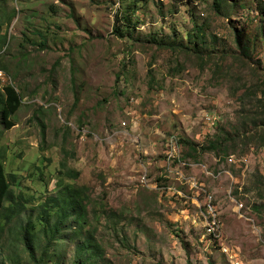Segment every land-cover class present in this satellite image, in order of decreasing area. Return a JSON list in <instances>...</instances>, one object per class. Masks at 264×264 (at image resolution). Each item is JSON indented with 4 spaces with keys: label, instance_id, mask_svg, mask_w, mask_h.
<instances>
[{
    "label": "rangeland",
    "instance_id": "1",
    "mask_svg": "<svg viewBox=\"0 0 264 264\" xmlns=\"http://www.w3.org/2000/svg\"><path fill=\"white\" fill-rule=\"evenodd\" d=\"M235 1L237 18L223 19L214 0H139L127 21L134 0H0L7 35L1 83L22 99L9 118L14 126L0 127V161L14 195L28 203L11 224L15 231L2 236L0 264H35L17 234L28 226L37 231L61 181L88 189V213L75 246L53 264H71L87 237L101 252L92 264H264V147L256 142L264 107L246 95L257 79L235 69L222 79L213 65L219 56L202 67L193 54L150 42L152 34L172 39L174 29L185 44L202 25L208 46L232 49L229 26L241 37L264 29L256 10L264 0ZM253 57L251 68L259 55ZM231 131L229 158L207 151L198 162L185 161L188 149L179 142L190 166L176 161L169 168L164 144L171 136L199 151ZM67 169L79 177L68 179ZM202 190L213 197L215 237L206 231ZM45 246L41 237L32 243L35 259Z\"/></svg>",
    "mask_w": 264,
    "mask_h": 264
},
{
    "label": "trees",
    "instance_id": "2",
    "mask_svg": "<svg viewBox=\"0 0 264 264\" xmlns=\"http://www.w3.org/2000/svg\"><path fill=\"white\" fill-rule=\"evenodd\" d=\"M191 1L194 2L201 0ZM137 2H139V0H134L132 4L126 6V12H124L126 13L124 17L125 20L133 21L131 17L136 14V8L133 9L131 6L136 7ZM236 2L237 1L233 3L230 2V0H214L213 6L216 11H218L217 15L220 16V18H229L234 15L233 17L236 19L238 14L234 9L239 6ZM242 5L244 7L246 6L245 3ZM220 7H224L223 12H220ZM247 9L249 10L250 7ZM256 10L258 11L260 20L264 22V20H262V17H264L263 1L258 3ZM263 30V26L259 27L256 34L252 37L243 31L244 35L241 37V31H236V28L229 26L228 33L231 35V42L234 46L232 49L224 47L220 49L213 45L208 46L206 38L209 28L202 25L195 26L187 33L188 41L185 44L176 41L178 37L174 29L172 39H158V37H155L156 34H152L150 35V42L157 44L161 49L181 50V52H184L185 54H193L202 67L206 65V61H210L211 58L219 56L217 60H220V62H215L213 64L214 68L217 65L219 70L214 71H219L222 79L232 78L233 69L237 70L238 73L236 74L239 75L240 73L242 77L243 75H247L254 80L257 79L258 82L252 84L253 86L247 89L246 95H251L253 96V99H258L264 107ZM115 32L122 38L125 36V34L120 32L119 28H117ZM6 36L7 35L2 34L0 30V48L6 43ZM214 41H217L215 36ZM237 50L240 51V56L235 55ZM254 55H259V57L255 59V67L251 68L248 64L250 63V59L254 60ZM2 68V70H6L5 67ZM238 99L240 100V98ZM21 103L22 99L19 97L16 88L11 85L3 86L0 80V127L3 130H9L14 126L9 118L16 113ZM260 118V122L264 126V113ZM235 129L236 128H234V130ZM224 134V137L216 136L215 140L209 141L206 145H201L199 151L197 150V144H192L189 147L186 144V140L179 138V142L185 144L188 149V152L183 155V159L195 163L198 162L202 154L207 151L216 152L217 155H220L219 160L229 158L230 154L228 153L229 149L227 148V145L236 144L234 141L235 137H233L232 131L231 133L224 132ZM247 140L254 141V137L251 136L250 138H247ZM241 142L245 141L242 140ZM256 142L259 146L264 147V135ZM62 167L65 168V164H62ZM63 175L68 179L75 180L80 174L75 170L67 169ZM156 181L157 183L159 182L158 184L160 186L165 187L167 179L159 176ZM58 185H60V190L57 196L51 197L48 200L47 205H49V208L47 209V205H45L41 210V216H39V218L41 217L42 219L41 221H38L39 224L36 225L37 231H32L35 230V227L28 226L22 236L17 234V239L19 238L23 245H25V250L29 252L30 260L35 264H53L55 261L60 260L62 252L66 251L71 246H75V241L80 238V231L83 229L84 223L87 221L86 218L88 212L86 202L88 201V189L83 185L67 184L63 181L59 182ZM27 206V201L24 200L20 202L14 195L11 185L6 178L3 163L0 161V214L5 211V215L0 216V220L2 219V222H0V242L4 233L11 227L13 220L22 216L26 212ZM12 229L15 231L14 228ZM40 237L46 241V246L40 250L38 259H35L31 245L33 242L40 239ZM100 254V249L98 251V247L94 241H91L90 237L83 238L82 243L76 245L74 249V256L72 257L71 264H92V260H94V258H99Z\"/></svg>",
    "mask_w": 264,
    "mask_h": 264
},
{
    "label": "built area",
    "instance_id": "3",
    "mask_svg": "<svg viewBox=\"0 0 264 264\" xmlns=\"http://www.w3.org/2000/svg\"><path fill=\"white\" fill-rule=\"evenodd\" d=\"M164 152L166 155V161L168 162V166L171 169L170 165L173 166L176 161L177 166H190L189 163L183 162L180 158V144L178 142V139L176 136H171L166 140V143L164 144ZM229 163L232 162V159H229ZM172 171V169H171ZM176 173H179V170L176 169ZM144 181H146V178L144 177ZM190 183L195 184L194 179L189 180ZM203 194L205 195L207 202L205 208V212L208 213L207 220H206V231L209 235L212 236H218L219 235V224L216 216V212L214 210V204H213V197L211 193L207 192L206 190H202ZM242 208V204L239 206Z\"/></svg>",
    "mask_w": 264,
    "mask_h": 264
},
{
    "label": "clouds",
    "instance_id": "4",
    "mask_svg": "<svg viewBox=\"0 0 264 264\" xmlns=\"http://www.w3.org/2000/svg\"><path fill=\"white\" fill-rule=\"evenodd\" d=\"M4 76H5V74L3 73V71L0 69V80H1V78H4ZM4 86V85H3ZM177 137V136H176ZM177 139H178V142H179V138L177 137ZM165 158H166V155H165ZM182 158H183V155H182ZM182 161H183V159H182ZM175 163H177V162H175ZM174 163V164H175ZM212 236V235H211Z\"/></svg>",
    "mask_w": 264,
    "mask_h": 264
}]
</instances>
